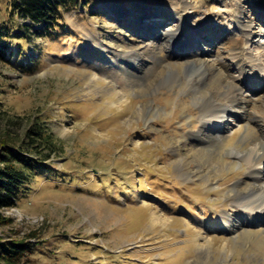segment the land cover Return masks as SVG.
Returning a JSON list of instances; mask_svg holds the SVG:
<instances>
[{"label": "rangeland", "instance_id": "obj_1", "mask_svg": "<svg viewBox=\"0 0 264 264\" xmlns=\"http://www.w3.org/2000/svg\"><path fill=\"white\" fill-rule=\"evenodd\" d=\"M9 1L0 0V22L10 25L0 140L15 144L39 121L62 145L47 161L57 175L32 177L3 211L14 222L0 233L31 244L22 264H264V210L246 223L247 203L259 208L263 192L228 153L260 140L264 127L240 101L241 118H230L217 143L193 135L201 98L229 104L231 79L209 64L202 83L186 79L202 70L216 34L170 48L172 37L185 39L172 35L174 13L214 27L228 23L231 0H185L186 9L178 0H79L49 28L12 14ZM142 1L172 18L141 16ZM260 43V33L250 36L263 63Z\"/></svg>", "mask_w": 264, "mask_h": 264}, {"label": "bare ground", "instance_id": "obj_2", "mask_svg": "<svg viewBox=\"0 0 264 264\" xmlns=\"http://www.w3.org/2000/svg\"><path fill=\"white\" fill-rule=\"evenodd\" d=\"M218 1L222 3V0ZM178 2L181 4V9H186L189 6L185 0H178ZM231 2L230 11L226 12L229 17L228 23L216 20L214 21V27L208 25L209 21L192 27L188 24L186 15L180 13L173 14L177 28L171 31L172 35L179 39V33L180 35L184 33L185 39L178 40L176 43L172 37V41L170 42L171 51L179 43L183 42L188 45L191 39L196 40V34L201 35L205 31L208 36L217 35L218 37V45L214 48L209 47L206 54L204 53L205 55H201L199 58L202 70L194 73L198 68L193 69V72H190L186 77L187 81L193 86L203 81L205 64L216 68H224L228 79H231L230 85L225 92L226 96L224 97L225 99L227 98V103L230 102L229 104H225V102L218 103L212 97L205 98V96L200 100L199 118L202 123L200 129L194 132L193 135L204 139V141L206 140L210 146L217 143L220 139L222 133L227 128L225 124L230 121V118H241V112L234 109V106H237V103L240 101L246 106H250L253 110L251 119H255L261 128L262 126L264 127V100L258 102L253 98L257 94L264 95V62L262 63L255 57L249 47L250 36L258 32L260 33L261 47L264 48V0H231ZM138 6L141 8L138 11L143 17H154L160 11L162 14H166V18L171 16L167 10H154L157 8L152 9L144 1L139 3ZM255 35L258 34L256 33ZM212 48L213 50H211ZM173 77L174 75L171 76V78ZM206 130H209V133L206 134ZM228 153L245 163L247 168L246 177L255 183L253 186L259 187L258 190L263 192V200L262 203L260 202L259 208L255 209V206L253 207L250 203H247L249 204L247 206L248 211H252L251 216L248 217L250 218L249 222L248 220L246 221L249 224L251 220L257 219V216L262 214L261 211L264 210V172L262 173L264 169V137L252 143L244 151L231 148L228 150ZM218 228L219 226L214 227V229Z\"/></svg>", "mask_w": 264, "mask_h": 264}, {"label": "trees", "instance_id": "obj_3", "mask_svg": "<svg viewBox=\"0 0 264 264\" xmlns=\"http://www.w3.org/2000/svg\"><path fill=\"white\" fill-rule=\"evenodd\" d=\"M75 2L79 0H10L9 10L49 28L59 25L62 6ZM9 35L10 25L0 22V52ZM60 151V141L39 121L32 122L15 144L7 137L0 140V227L13 224V217L3 211L17 204L32 177L57 175L58 172L51 169L47 161ZM26 235L30 237L33 233ZM15 236H18L17 231L8 236L0 233V264H22L31 249L26 238Z\"/></svg>", "mask_w": 264, "mask_h": 264}]
</instances>
